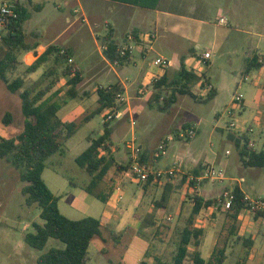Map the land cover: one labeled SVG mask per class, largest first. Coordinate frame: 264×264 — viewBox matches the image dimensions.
I'll use <instances>...</instances> for the list:
<instances>
[{
  "label": "rangeland",
  "instance_id": "obj_1",
  "mask_svg": "<svg viewBox=\"0 0 264 264\" xmlns=\"http://www.w3.org/2000/svg\"><path fill=\"white\" fill-rule=\"evenodd\" d=\"M14 1L18 5H26L31 12V18L24 24L28 43L70 46L76 54L74 63L84 70V82L80 85L78 98L64 106L58 116L64 121L81 122L98 107V87L121 81L126 87L123 94L126 102L121 105L126 118L111 122L117 130L112 146L119 148V161H126L128 154L125 144L134 138L142 149L144 163L145 156L148 158L150 169L165 172L178 168L180 164L183 171L175 177H163L148 187L145 194L141 190L146 182L139 181L130 173L111 171L99 190L109 192L115 188L123 191L124 195L113 222L105 225L102 234L91 243L88 264H116L121 262L122 256H126L127 264H141L145 251L137 250L133 242L138 244V248L142 242L148 243L147 257L153 263L154 256L159 255L165 261H171L180 232L192 213V199L196 193L191 192L189 186L193 181L197 186L201 184L200 192L204 195L206 190H214L207 196L210 199L221 201L223 198L225 201L226 191L241 185L249 199L264 201V168L244 167L239 149L230 138L232 134L236 138L247 134L250 143L254 144L252 148L264 150V76H260L264 68L245 73L247 61L255 54L264 62V0H257L256 4L251 3L253 0H242L240 20L235 17L236 13L214 11L206 19V25L193 26L190 21L161 15L157 21L156 40L147 42L145 47L132 43V62L123 67L103 60L102 41L107 25L115 24L105 11L98 18L90 17L83 22L82 13L79 11L73 15L63 0H33L34 4L42 5L41 10L28 0ZM250 6L253 8L251 12ZM254 7L257 8L255 12ZM255 15L257 22L250 19ZM68 17L78 21L77 24H70ZM221 17L226 19L225 25L219 23ZM129 25L130 22H125L117 27L115 40L123 48H126L124 33L129 30ZM66 30L68 32L62 37ZM142 50L146 52L144 57ZM206 51L211 53L209 60L201 57ZM158 57L169 61L168 84L178 75L184 61L187 68L204 74L209 82L205 88L200 82L197 83L193 93L206 99L210 89L214 88L217 95L207 102H197L191 96L178 94L171 107L160 111L158 100L162 105L169 100L173 87H155L154 82L160 77L150 71L153 67H159L156 64ZM22 63L19 70L10 75V80L24 76V88L36 86L43 73L50 68L48 63L37 73L29 75L24 74L26 65ZM158 69L163 72V69ZM146 75L147 80L143 82ZM258 79L260 83L254 86L253 82ZM48 82L46 79L37 86L43 88ZM57 88L61 90L57 100L65 101L68 90L66 79ZM259 91L262 98L258 95ZM237 95L243 97L242 102H235ZM108 111L95 115L68 140L65 155H55L46 163L43 179L59 198L61 213L71 220L94 217L106 223L105 203L94 198H91L93 205L88 208L81 203L83 197H88L83 188L89 185L91 177L76 163V159L88 148L91 139L102 132ZM7 113L11 115L10 122H6ZM230 124H234L235 128ZM24 125L19 95L9 92L0 80V136L17 137ZM247 126L252 132L248 133ZM191 128L196 132L194 138L188 140L182 137L187 136ZM162 140H168L166 150L156 159L155 153ZM201 165H204V170L207 166L215 169L223 181L205 179L199 182L192 179L194 169ZM241 179L244 181L238 183ZM167 184L171 187L165 210L155 203L161 201ZM185 186H188V191L184 189ZM22 187L19 172L6 160H0V264H38L39 257L51 248L64 247L59 241L50 239L44 250L39 251L25 242V236L34 232V223L42 221L40 209L36 205H26ZM119 190L115 194L118 195ZM222 204L221 212L216 217L210 210L204 209L196 218V224L209 231L221 247L228 244L226 264H236L239 260L245 261V264H264V219L256 217L252 211L242 212L236 223L237 236L228 242L233 221L227 217ZM148 210L154 213L147 215ZM157 212L160 216L158 223L141 231L143 224L147 225L144 221H153L149 216L154 217ZM170 215L172 220L168 219ZM127 226L134 229L129 230L120 244L117 243L112 233L118 235ZM238 237L240 242H236ZM248 239H252L251 246L244 244ZM129 244L130 248L125 253Z\"/></svg>",
  "mask_w": 264,
  "mask_h": 264
},
{
  "label": "trees",
  "instance_id": "obj_2",
  "mask_svg": "<svg viewBox=\"0 0 264 264\" xmlns=\"http://www.w3.org/2000/svg\"><path fill=\"white\" fill-rule=\"evenodd\" d=\"M131 6L147 9H156L160 0H111ZM31 5L32 3L29 2ZM38 9L40 5H33ZM18 19L12 21L0 35V80L5 84L7 90L12 94H18L21 99L22 113L25 117L23 131L13 138L0 136V160H6L19 172L20 181L23 184L22 194L27 206H37L40 209V219L42 223L35 222L34 232L25 236V242L32 248L42 251L50 239H55L63 244V248H51L38 259V264H88L89 248L93 240L102 234V223L94 217H86L80 220H71L64 216L59 209V198L56 197L43 179V173L47 161L55 155H65L66 143L72 138L79 128L89 122L95 115L101 114L105 110L119 109L118 94H123L124 89L118 83L108 87L97 89L98 107L91 114L83 118L81 122H65L58 113L64 104L70 100H75L79 96L78 88L84 82L82 71L75 63H69L73 58V51L70 48H62L56 44L49 45L45 52L36 61L26 66L24 74H34L44 65L50 64V68L45 71L36 86L24 88V76H17L10 80V75L15 74L23 64L20 56L38 48L39 43L31 45L27 42L24 24L31 18V12L26 5H18ZM103 53L106 59L113 64L124 66L132 62V52L130 49L121 48L113 39L111 33L104 38ZM65 53L62 54L61 51ZM124 53V54H123ZM264 67V62L259 60L255 54L246 63L245 73L249 74L254 70ZM166 70V69H165ZM49 80L48 84L39 88L37 85L42 81ZM66 79L67 99L63 102L57 100L61 93L56 89L58 84ZM167 74L154 82L156 88L164 85L173 87V94L163 105L158 100V108L165 111L171 107L177 95L191 96L197 102H207L217 95V91L211 88L206 99L200 98L193 93V88L197 83L203 87L209 85L204 74L187 68L184 61L178 75L168 84ZM159 98V96H158ZM6 122L11 121L10 113L6 115ZM188 128V127H185ZM112 131L110 123H104L103 133L91 139L90 146L76 159V163L84 169L91 177L88 186L84 190L103 203L108 201L112 189L109 192L99 191V186L105 181L111 170L117 173H129L131 162L127 165L120 164L112 154ZM230 138L235 141L239 149L240 159L244 167L264 168V150L257 151L252 148L250 137L247 134ZM190 140V139H188ZM244 142V144H243ZM251 146V147H250ZM141 157V162L144 163ZM169 177V176H168ZM171 178V177H169ZM161 179L151 176L146 185L153 182L158 183ZM196 182H191L190 188H195ZM170 184H167L158 208L165 207L169 199ZM234 199L227 211V217L233 221L227 241L236 237V223L242 212L250 211L249 199L242 189L236 185L230 190ZM192 213L186 221V225L180 232L179 242L176 252L171 261L162 258H155L154 264H226L228 254V244L224 246L216 245L212 256L205 260L200 253V246L205 235V230L196 225V218L204 209L216 208L214 217L222 209V202L218 199H205L197 194L194 195ZM163 204V205H162ZM256 217L264 218L263 212H255ZM151 219L153 216H149ZM147 220V219H146ZM144 221L146 226H142L141 231L153 226L154 221ZM113 234L117 243H121L127 234L126 231L120 234ZM226 241V242H227ZM236 242H240L238 237ZM244 244L251 246L252 239L244 241ZM193 249V251H190ZM116 264H124L118 262ZM142 264H146L143 262ZM236 264H245L239 260Z\"/></svg>",
  "mask_w": 264,
  "mask_h": 264
},
{
  "label": "crops",
  "instance_id": "obj_3",
  "mask_svg": "<svg viewBox=\"0 0 264 264\" xmlns=\"http://www.w3.org/2000/svg\"><path fill=\"white\" fill-rule=\"evenodd\" d=\"M28 1L31 2L32 5H39V4H34L33 0H28ZM253 2L256 4L257 0H253L251 3H253ZM63 3L65 5V7H67L71 11V13L73 15L77 14L80 11L82 13V16H83V18H82L83 22H86L90 17L98 18L105 11L107 13V15H110L111 19L114 21L115 24L114 25H112V24H108L107 25V32H106V35L104 36V38L106 36H108L109 33H111L113 35V39H114L115 42H116L115 35H116V32H117V27L121 26L125 22H130V25L128 26L129 30H127V32L124 33V39H125L124 41L126 43L125 46L126 47H130V48H132V43H135L139 47H143L147 43V35L153 34L154 32H158V23H157V21H158V18L161 15L169 16V17L177 18V19H182V20H187V21L192 22L193 26H196L194 24L206 25V23H207L206 19H208L210 14L212 12H214V11H217V12H221L222 11V12H225V13H236V14H234L235 17L237 18V20H240V19H242L241 11H242V7H243V1L242 0H160L159 5H158V7L156 9H147V8H142V7H137V6H131V5H128V4H124V3H121V2H117V1H111V0H63ZM75 6H77L78 8L77 9L74 8ZM41 7H42V5H40V8H39L40 10L42 9ZM71 8L72 9L74 8V9L72 10ZM252 9L253 8L250 6L249 7V11L251 12ZM253 11L254 12L257 11V8L254 7ZM67 19H68V21L71 20L70 24H73L74 26L78 22V21L72 19V17H71V19L69 17ZM220 19H224V18L221 17V18H219V20ZM250 19L251 20L253 19L254 22H257L256 15L253 18L251 17ZM165 29L167 30V28H165ZM68 30H66L63 33L62 37L68 32ZM104 38H103V41H104ZM103 41H102V43H103ZM118 45L121 48H123V45H120V44H118ZM48 46H45V45L43 46V45L39 44L38 48H36L35 50H33V51L29 52V53L24 54L23 58L21 57L22 58L21 61L24 62L26 66L32 65L36 61V59L45 52V50H46V48ZM62 48H70L73 51V58H71V59H73L75 61L76 54L74 53V49L71 48L70 46L62 47ZM103 49H104V46H103ZM131 52H132V49H131ZM145 53L146 52L142 50V54H143L142 56L143 57L145 56ZM103 55H104V53H103ZM104 58H103V60H106L108 64H113V63H110L106 59L105 56H104ZM114 65H118V64H114ZM121 67H123V66H121ZM111 68H114V67H112V65H111ZM263 68H261V70ZM150 73L153 74V75H157V76H159L161 78L162 76L167 74V69L166 70L163 69V72H161L158 68L153 67L151 69ZM82 74H83V72H82ZM84 75L85 74H83V78H84ZM97 75H99V74H97ZM260 76L261 77L264 76V72L263 71H261V75ZM144 80H147V75H146V78L143 77L142 81L144 82ZM156 80H158V79H156ZM118 82H120L118 84H120V85L122 84L123 85L122 88L124 89V91H126L125 85L121 81H118ZM60 83L58 85H60ZM258 83H260L259 79L254 81L253 85L254 86H258ZM110 85H113V84H110ZM110 85H108V86H110ZM108 86H106V87H108ZM99 87H104V86H99ZM79 88H78V92H79ZM57 89H59V88H57ZM258 95L262 98V94L260 95V91H259ZM70 101H72V100H70ZM70 101H68L67 104ZM97 102H98V99H97ZM67 104H64L63 107L66 106ZM125 118L126 117H124L123 119H125ZM65 122H72V121H65ZM75 122H77V121H75ZM109 123H110V129L112 131L111 142L113 144L112 140L115 137V135L117 136V130L112 127V123L111 122H109ZM84 124H86V123H84ZM247 127H249V126H247ZM103 130H104V126H103ZM103 130H102L101 133H98L97 136L101 135L103 133ZM133 142L137 145L136 140L134 138L131 141L126 142V144H125L126 149H127V154H128L126 161H119V159L121 158V157H118V156H120L119 155L120 153L117 152V149H119V148L115 147V145H114V148L112 146V154H113V156L116 158V160L120 164L127 165L129 162L132 163L131 150L128 147H129V144H131ZM252 145L254 146V144H251V146ZM89 146H90V144H89ZM137 146H139V145H137ZM141 157H142V155H141ZM145 160H146L145 161L146 163H144V164L149 167L150 164H149L148 158L146 156H145ZM202 167H203V169H202ZM149 169H150V167H149ZM204 169H205L204 165H201V166H199V168L194 169L195 175H194V177H192V179H194V180L196 179L197 181L202 182L203 180H200V178L202 176L201 173L203 171H205ZM111 171H115V170L113 169ZM107 177H106V179H107ZM242 180L244 181V179H241L240 181H238V183H240V182L242 183ZM104 182L101 185H103ZM154 184H156V183L153 182L150 185H146L145 184L144 187L141 190L142 194H145L147 188L153 186ZM100 186H99V188H100ZM200 186H201L200 183L198 184V186L195 184V188H190V186H189V189L191 190V192H195L197 195H199L201 197H204L207 200L210 199L207 196H209V194L211 192H214V190L213 191H210V190L207 191L206 190L204 192L205 193V195H204V194H202L200 192ZM238 186L246 194V192L243 190L242 186L241 185H238ZM170 187H171V185H170ZM184 189L186 191H188V186H185ZM116 190H119V189H115V188L112 189V193L110 194V197L108 198V201L105 203V214H106V217H107L106 218V223H103L99 219L101 221V223H102V228H104L105 225L111 224L113 222V219H115V216L117 215L118 211L120 210V202H121V200H118V196L120 194L124 195V193H123V191L119 190V193L117 195V194H115ZM86 194H87L88 197H83L82 200H81V203L83 205H85L86 208H88L91 205H93V201H92L91 198H94V199H96V198L94 196L88 194L87 192H86ZM156 206H157V204H156ZM166 207L167 206L164 207L165 210H166ZM179 208H180V212H181L182 206L179 207ZM192 208H193V204H192ZM215 209L216 208L211 207L208 210H210L211 214H214ZM136 212H137V210H136ZM151 213H154V212L152 210H148L147 211V215L151 214ZM159 217H160L159 213L157 212L154 215V218H153V221H154L155 224L158 223ZM168 219L172 220V216L170 215L168 217ZM198 227H200V226H198ZM130 229H134V228H132L130 226H127L122 232L126 231V233H128ZM145 230H142V231H145ZM137 241H139V239ZM133 244H135L134 247H136L137 250L141 249V251H142L144 249V251H145L144 252V260L142 261V263L145 262L146 264H154L147 257L148 256V243L142 242L141 245L139 246L140 248H138V244H136L134 242H133ZM216 245H217V239L212 238V236L210 235V232L205 230V235H204V237L202 239V243H201V246L199 248L202 257L205 260H208L212 256ZM129 248H130V244L127 246V249H126L125 253L128 251ZM191 250L193 251V249H191ZM155 258H162V257H161V255H159V256H154V259ZM121 262L124 263V264H127L126 256H122Z\"/></svg>",
  "mask_w": 264,
  "mask_h": 264
},
{
  "label": "built area",
  "instance_id": "obj_4",
  "mask_svg": "<svg viewBox=\"0 0 264 264\" xmlns=\"http://www.w3.org/2000/svg\"><path fill=\"white\" fill-rule=\"evenodd\" d=\"M19 13H18V3L17 1L15 2L14 0H0V35L2 31L14 20L18 19ZM225 19H220L219 23L221 25L226 24ZM157 33L154 32L153 34L147 35V42L148 43H153L156 40ZM152 47V44L150 45ZM126 49H132L130 47H126ZM62 54L65 53L64 50L61 51ZM124 54V53H123ZM201 57L204 60H209L211 58V53L209 51L204 52ZM73 59H69V63H73ZM156 64L159 66L158 68L161 69H167L169 66V61H167L166 58L164 57H158L156 60ZM235 102L240 103L243 101V97L241 95H237L235 97ZM117 101L118 103H123L125 102V98L123 94H118L117 96ZM125 117V112L119 108V109H110L106 115V121L107 122H112V121H120ZM231 127L235 128L234 124H230ZM248 132H252V129L249 127L247 130ZM196 132L194 128H191L187 136L182 137H187L188 139H193L195 136ZM167 141L168 140H162L156 150L155 153V158L158 159L160 158L166 150L167 146ZM131 150V158H132V164L131 168L129 170V173L133 175L135 178L139 179L141 182H146L151 176H155L157 178L162 179L165 176L169 177H175L177 174L183 173L182 169L180 168V165L176 169H169L165 172L162 171H153L149 169L147 165H145L143 162H141V155H142V149L137 146L134 142L129 144L128 147ZM205 179H210V180H220L223 181V178L221 177L220 174L216 173L215 169L207 167L205 170L204 175L201 176L200 180H205ZM243 182V180H242ZM225 201L224 207L225 209H229L232 205L233 202V195L231 191H226L224 194ZM123 195L120 194L118 196V200H122ZM249 206H250V211H255V212H263L264 213V201L263 200H251L249 199Z\"/></svg>",
  "mask_w": 264,
  "mask_h": 264
}]
</instances>
